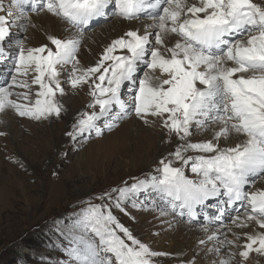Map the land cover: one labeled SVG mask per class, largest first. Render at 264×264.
<instances>
[{"label": "snow or ice", "instance_id": "1", "mask_svg": "<svg viewBox=\"0 0 264 264\" xmlns=\"http://www.w3.org/2000/svg\"><path fill=\"white\" fill-rule=\"evenodd\" d=\"M26 9L46 11L80 34L90 22L106 18L113 10L125 20L151 19L154 23L147 28L155 32L147 28L143 34L127 31L104 49L94 66L86 68L76 58L78 38L49 36L54 50L48 46L26 49L16 40L19 51L12 57L14 69L0 73L4 83L11 75V83L0 87V112L11 108L21 117L37 120L59 116L61 106L55 96L63 88L58 66L71 65L68 82L73 88L88 85L89 107H99V112L81 114L73 125L74 133H69L74 139L90 129L99 134L96 122L109 116L113 107L118 109L114 120L132 112L146 124V117H158L181 140L191 135L193 124L203 127L218 121L221 127L213 140L185 143L171 154L182 164H191L196 180L189 179L183 168L173 167L171 161L161 160L159 175L150 183L139 181L131 189L118 191L123 197L126 192L151 187L170 198L174 211L179 208L184 215L186 210L190 218L195 217L196 205L223 196L227 199L223 201L226 207L218 209L221 215L239 202L244 212L240 215L235 208L238 214L232 223L245 228L254 222L264 230V189L246 190L254 182L252 178L264 174V6L254 0H8L5 10L4 0H0V13H4L0 14V59L6 58L2 42L10 28L24 30L21 21L28 20ZM169 34L179 38L172 46L166 43ZM118 50L127 54H115ZM141 65L148 71L138 77ZM33 85L38 86L34 100L30 94ZM125 86L131 94L127 101L122 99ZM13 88L26 91L13 92ZM232 133L246 139L221 148L217 142ZM188 151L200 154L185 157ZM104 207L90 205L79 214L75 227L85 235L72 237L74 246L67 254L73 264H154L153 257L166 255L136 239ZM244 235L243 244L220 241L239 249L220 264H232L237 255L238 264H245L252 252L264 256V231Z\"/></svg>", "mask_w": 264, "mask_h": 264}, {"label": "rangeland", "instance_id": "2", "mask_svg": "<svg viewBox=\"0 0 264 264\" xmlns=\"http://www.w3.org/2000/svg\"><path fill=\"white\" fill-rule=\"evenodd\" d=\"M254 2L264 6V0ZM4 8L7 10L8 0H4ZM26 10L28 20L21 21L25 24L24 30L19 26H12L8 37L2 42L6 58L0 59V73L14 69L12 57L19 51L16 40L21 41L26 49L48 46L54 50L55 46L49 41V35L46 34L47 37L44 38V26L36 24L39 16H50L60 24L61 30L57 38L80 40L76 58L80 62L87 61L85 68L94 66L114 39L130 31L128 27L118 24L125 19L115 15L114 10L106 18L90 22L82 34L66 21L46 11L33 13L30 9ZM147 20L150 22L146 23ZM124 22L140 24L139 31L132 30L140 34L154 23L145 16ZM151 32L154 33L155 30ZM100 33L102 36L98 38L101 39L94 38ZM152 43H155L154 35ZM115 54H127V51L118 50ZM71 67L58 66L63 88V93L57 92L55 96L56 102L61 106L59 116L52 115L37 120L21 117L11 108L0 112V133H3L0 135V264H73L67 254V250L74 246L72 237L85 235L75 227L79 214L90 205L97 204L105 206V212H110L152 251L166 253L153 257L154 264H220L221 260L229 258L230 253L239 251L233 245H221L220 241L227 239L243 244L245 233H250V230L263 231L254 222H250L245 228L236 227L232 223V219L238 214L235 208H239V214L243 215L244 209L239 202L235 208H229L221 215L218 209L226 207L223 201L227 199L223 196L212 197L204 204L196 205L194 218H190L186 210L184 215H180L179 208L174 211L169 203L170 198L151 187L129 191L121 197L119 189H131L139 181L150 183L152 177L158 176L161 160L171 161L173 167L183 168L189 179L196 180L191 164L184 165L171 154L182 144L208 140L212 133L220 129L221 124L218 121H209L203 127L193 124L190 127L191 135L181 140L170 133L158 117H146L149 121L146 124L132 112L123 119L114 120L112 117L118 109L113 107L109 116L96 122L99 134L96 129H90L76 134L74 139L69 133H74L73 125L81 114L99 112V107H89L92 97L89 95L88 85L73 88L68 82ZM147 71L141 65L137 76L143 77ZM6 80L7 83H4V79L0 78V87L11 83V75ZM37 90L38 86L33 85L30 93L33 100ZM12 91L26 90L13 88ZM122 92V99L129 100L131 94L127 86L122 88ZM11 98L17 99L15 96ZM18 102L26 103L22 100ZM5 118L16 123L13 132L9 131ZM136 120L142 122L144 133H134L132 126L130 134H122L125 129L128 130L127 125H133ZM152 136L158 138L153 140ZM244 139L246 137L243 135L229 141L222 138L219 146L233 147L234 142L235 146ZM199 154L188 151L184 156ZM252 179L254 182L246 186V190L254 191L260 185L264 186V174ZM101 196L103 199H98ZM117 203L119 207L116 206ZM217 216L221 218L216 220ZM118 234L124 238L123 233ZM237 234L240 236L239 240H236ZM90 235L89 233L88 236ZM212 235L215 238L209 240L208 237ZM202 240L203 244L200 243ZM217 248L219 252L215 251ZM250 255L253 261H246L245 264H264V256L255 252ZM239 260L237 255L232 262L238 264Z\"/></svg>", "mask_w": 264, "mask_h": 264}, {"label": "bare ground", "instance_id": "3", "mask_svg": "<svg viewBox=\"0 0 264 264\" xmlns=\"http://www.w3.org/2000/svg\"><path fill=\"white\" fill-rule=\"evenodd\" d=\"M195 2V0H189V3H194ZM35 15V14H34ZM37 19V18H36ZM57 19V18H56ZM37 22H36V24L37 23H39L40 25H43L44 27L43 28H45V30H43L44 31V38H46L47 37V35H49V36H55V37H57V34H58V32L61 30V28H60V24H58L57 23V21L56 20H53L50 16H39V18H38V20H36ZM125 20H123V21H119L118 22V24L119 25H121V26H124V27H128L129 29L128 30H135V29H137L138 31L140 30V24H137L136 22H134V23H127V22H124ZM150 21L149 20H147L146 21V23H149ZM34 25V24H33ZM120 26V27H121ZM64 27V26H63ZM117 28V27H116ZM139 28V29H138ZM63 29V28H62ZM147 30L148 31H154L155 29L154 28H147ZM123 31V30H122ZM142 32V31H141ZM145 32V30L142 32V34ZM47 34V35H46ZM63 35V34H62ZM94 36V35H93ZM100 36H102V34L100 33V34H97L94 38H98V37H100ZM104 37V36H103ZM107 37V36H106ZM110 37V36H109ZM112 37H113V35H112ZM42 38H43V36H42ZM177 37L175 36V35H172V34H169L168 36H166V43L168 44V46H172L175 42H176V39ZM98 39H101V38H98ZM86 40V39H85ZM94 40V39H93ZM41 41V40H40ZM95 41V40H94ZM101 41V40H100ZM104 42V41H103ZM107 42V41H106ZM97 43V42H96ZM94 44H95V42H94ZM105 44V43H104ZM94 46V45H93ZM103 46V45H102ZM94 51V50H93ZM97 51V50H96ZM101 53V52H100ZM90 55V54H89ZM87 57V56H86ZM88 57H90V56H88ZM91 58V57H90ZM89 60V59H88ZM93 60V59H92ZM86 63H87V61H81L80 62V67H85V65H86ZM90 64H92V62L91 63H89V65ZM75 101V100H74ZM135 117H137V116H135ZM139 118V117H138ZM13 119V118H12ZM5 120H6V118H5ZM139 120H142L141 118H139ZM6 124H7V126H8V128H9V131L10 132H13L14 130H15V127H16V123L13 121V120H11V119H9L8 121L6 120ZM141 124V125H140ZM132 126H133V129H135V130H133L132 129ZM142 122H140V121H138V120H136L135 121V123H133V125L132 124H128L127 125V128H128V130H124L123 132H122V134H125V135H127V134H130L131 132H130V130H133V132L135 133H137L138 134V132L140 133V134H138V135H141V134H143L144 132V130L142 129ZM126 127V126H125ZM151 127H149V129H150ZM153 128V127H152ZM153 129H155V130H160L159 128H153ZM214 129V128H213ZM218 131V130H217ZM151 132V131H150ZM156 132V131H155ZM161 132H162V130H161ZM216 132V131H215ZM214 132V133H215ZM149 133V132H148ZM168 133V132H167ZM214 133H212L211 134V136H210V138L208 139V140H213V137H214ZM147 134V133H146ZM157 135V134H156ZM160 135V134H159ZM159 135H158V137H159ZM238 135H236L235 133H232V134H230L227 138H224V140H226V141H229V140H232V139H235L236 137H237ZM147 137V136H146ZM153 137V140H156V138H158L157 136H152ZM208 137V136H207ZM204 140V139H203ZM222 138H221V140H219L218 142L217 141H214V142H217L219 145H221L222 144ZM225 141V142H226ZM239 141V140H238ZM240 142V141H239ZM234 144H235V142H234ZM234 144H232L233 146H234ZM151 145V144H150ZM144 148V147H143ZM148 155V154H147ZM144 156V155H143ZM142 156V157H143ZM264 180V179H263ZM260 181V180H259ZM259 189H264V186L263 185H260L259 186ZM254 224V223H253ZM194 230V229H193ZM264 231V230H263ZM252 232H254L253 230H250V233H252ZM197 241V240H196ZM175 244V243H174ZM173 244V245H174ZM172 246V245H171ZM175 251H180V249L178 250H176L175 249ZM189 259V258H188ZM248 261H250V262H252L253 260H252V255H249V259L247 260V262ZM184 262V261H183ZM260 262V261H259ZM264 262V261H263ZM261 263V262H260ZM232 264H234L233 262H232Z\"/></svg>", "mask_w": 264, "mask_h": 264}]
</instances>
